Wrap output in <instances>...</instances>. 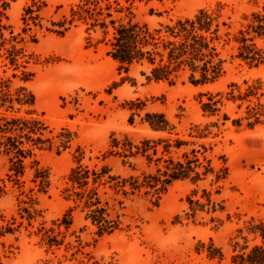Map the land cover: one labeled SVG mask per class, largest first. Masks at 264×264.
I'll return each instance as SVG.
<instances>
[{
  "label": "rangeland",
  "instance_id": "obj_1",
  "mask_svg": "<svg viewBox=\"0 0 264 264\" xmlns=\"http://www.w3.org/2000/svg\"><path fill=\"white\" fill-rule=\"evenodd\" d=\"M202 13L213 81L112 56L123 26L154 51ZM257 17L264 0H0V264H246L264 245Z\"/></svg>",
  "mask_w": 264,
  "mask_h": 264
},
{
  "label": "trees",
  "instance_id": "obj_2",
  "mask_svg": "<svg viewBox=\"0 0 264 264\" xmlns=\"http://www.w3.org/2000/svg\"><path fill=\"white\" fill-rule=\"evenodd\" d=\"M205 16L206 14L202 13L196 20L180 21L175 27L169 28L171 36L179 38V41H166L162 44V49H158L159 44L155 43L153 46L157 48L154 51H144L139 46L146 44L145 40L148 37L142 28L123 26L118 29V36L114 44L115 49L111 52L112 56L123 64H132L143 60L145 57H149L150 62L155 64V56L160 57V64L153 69V78L156 80L169 79L172 71H177L182 66H188L193 71L191 78L194 83L199 84L213 81L220 75L222 64L221 61L219 63L215 62V57H217L215 49L210 54L205 53L209 45L206 43V37L198 33L199 30L209 31L205 25ZM262 23L263 18L257 17V24L250 26L252 30L248 33L252 36L251 41L256 37H264V26ZM149 36L153 39L150 34ZM254 46L252 44L243 47L248 51V54H253L252 56H244V53L241 56L245 59H251L253 62L262 60L263 57L260 51L256 50ZM208 56L210 57L209 59ZM257 56L260 57L257 58ZM200 61H204L202 66L197 65V62ZM172 66H174L173 69H171ZM197 72H201V79L195 78V73ZM210 73L214 75L210 77ZM7 131L9 130H4L0 127V135ZM8 140L9 143H13L11 137ZM262 236L264 239V231ZM241 258L246 264H264V245L256 247L251 253L242 255Z\"/></svg>",
  "mask_w": 264,
  "mask_h": 264
}]
</instances>
